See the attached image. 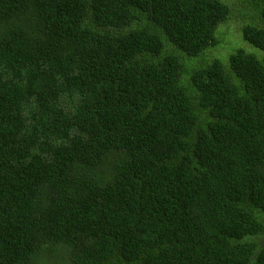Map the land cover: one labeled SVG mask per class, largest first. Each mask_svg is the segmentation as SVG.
I'll return each mask as SVG.
<instances>
[{
	"label": "trees",
	"instance_id": "obj_1",
	"mask_svg": "<svg viewBox=\"0 0 264 264\" xmlns=\"http://www.w3.org/2000/svg\"><path fill=\"white\" fill-rule=\"evenodd\" d=\"M251 5L0 0V264H264Z\"/></svg>",
	"mask_w": 264,
	"mask_h": 264
},
{
	"label": "rangeland",
	"instance_id": "obj_2",
	"mask_svg": "<svg viewBox=\"0 0 264 264\" xmlns=\"http://www.w3.org/2000/svg\"><path fill=\"white\" fill-rule=\"evenodd\" d=\"M223 3L228 5L231 8V14L229 22L221 26V31H225L227 35H238L240 30V25L245 22L244 18H247L251 13L252 8V0H221ZM219 28V27H218ZM215 37L219 41V47L216 48V56L213 57L215 52H208L205 54V58L208 59H219L223 65H227L229 56L236 50L240 49L239 46H235L236 38L231 37L229 40L226 37H222L219 35V31L217 29L215 33ZM247 44V43H246ZM252 48V47H251ZM253 49V48H252ZM228 50L230 52H228ZM255 50V49H253ZM256 51V50H255ZM198 59V58H197ZM197 59H193L189 62V65L192 66H202L204 64H200L197 62ZM211 61V60H210ZM209 62V61H208ZM206 63V62H205ZM259 241V240H257Z\"/></svg>",
	"mask_w": 264,
	"mask_h": 264
}]
</instances>
